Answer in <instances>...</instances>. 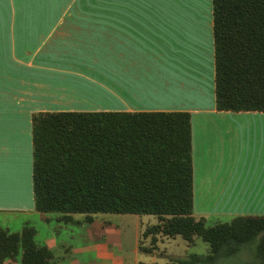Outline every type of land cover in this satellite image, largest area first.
I'll list each match as a JSON object with an SVG mask.
<instances>
[{"label":"crops","instance_id":"0c3cea01","mask_svg":"<svg viewBox=\"0 0 264 264\" xmlns=\"http://www.w3.org/2000/svg\"><path fill=\"white\" fill-rule=\"evenodd\" d=\"M20 4L65 6L19 11ZM214 76L211 0H0V227L33 228L34 242L52 253L50 264H174L172 257L208 253L209 244L198 250L195 237L192 244L185 240L183 256L176 254L165 236L153 252H142L139 243L150 237L142 239L140 222L127 252L115 235L98 242L84 215L64 222L58 213L37 211L31 116L188 111L194 215L208 225L261 215L264 131L259 141L238 138L244 127L264 129V111L217 110ZM6 219L20 224L10 228ZM8 262L21 264L19 258Z\"/></svg>","mask_w":264,"mask_h":264},{"label":"trees","instance_id":"16d2710c","mask_svg":"<svg viewBox=\"0 0 264 264\" xmlns=\"http://www.w3.org/2000/svg\"><path fill=\"white\" fill-rule=\"evenodd\" d=\"M215 105L264 111V0H211ZM32 125L35 209L73 221L97 213L154 214L139 243L200 237L206 254L172 257L174 264H264V213L206 224L193 210L191 116L188 111H37ZM34 231L0 227V264H50Z\"/></svg>","mask_w":264,"mask_h":264},{"label":"rangeland","instance_id":"374dc122","mask_svg":"<svg viewBox=\"0 0 264 264\" xmlns=\"http://www.w3.org/2000/svg\"><path fill=\"white\" fill-rule=\"evenodd\" d=\"M65 5H34V4H20L17 5L19 11H55L60 10V8ZM67 10H92V5H69ZM203 12L207 13V7L203 8ZM262 131L264 129L260 126L259 123L256 124V127L251 129L243 128V133L239 132L238 141H250L255 142L259 141L262 136ZM76 217L80 218L82 214H75ZM9 221V222H8ZM12 220L6 219L3 220L4 223H9L10 228L18 226L20 224V220H16L15 222ZM2 222V221H1ZM14 222V223H13ZM136 222H140L142 226H146L148 224L156 223L157 216L154 214H142V215H132V214H121V213H97L94 215L93 221L86 224V228L90 231L92 236L96 238V240L100 243H103L106 238L109 236L119 237L120 242L122 243V247L129 252L130 247L133 245V241L135 239L136 234ZM6 223V224H7ZM18 224V225H15ZM111 236V237H112ZM166 237V236H165ZM164 242L165 246L172 248V250L179 255H184V242L185 240L181 236H176L175 238L167 237ZM143 239V238H142ZM176 239V240H174ZM179 242V246L174 245L173 242ZM200 244L197 247L198 250L202 249L203 245H206L207 242L203 241L200 238ZM149 242V241H148ZM148 244V243H147ZM191 250V248H188Z\"/></svg>","mask_w":264,"mask_h":264}]
</instances>
